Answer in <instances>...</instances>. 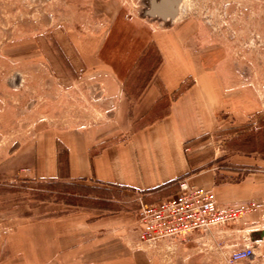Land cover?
Listing matches in <instances>:
<instances>
[{"label":"rangeland","instance_id":"1","mask_svg":"<svg viewBox=\"0 0 264 264\" xmlns=\"http://www.w3.org/2000/svg\"><path fill=\"white\" fill-rule=\"evenodd\" d=\"M148 8L149 0H0V259L21 218L52 211L53 203L136 216L142 204L158 200L33 171L36 143L48 132L105 121L108 108L89 86L100 79L91 67L101 69L102 39L136 55L134 37L148 27L179 36L200 66L252 102L243 123L222 124L217 144L219 179L254 175V202L244 205L254 206L223 226L132 250L143 264H264V0H180L166 21L145 15ZM160 62L154 45L137 58L127 81L132 99Z\"/></svg>","mask_w":264,"mask_h":264},{"label":"crops","instance_id":"2","mask_svg":"<svg viewBox=\"0 0 264 264\" xmlns=\"http://www.w3.org/2000/svg\"><path fill=\"white\" fill-rule=\"evenodd\" d=\"M134 40L136 55L123 54L120 45L111 48L109 36L102 39L101 69L91 67L100 79L89 86L108 108L106 119L39 139L36 176L131 189L158 200L174 195L185 181L212 191L220 207L254 202V175L238 182L219 179L223 156L217 144L222 124L243 123L252 102L200 66L179 36L146 27ZM150 45L161 62L132 99L127 81ZM137 235L132 212L53 203L52 211L21 218L0 264H143L142 253L132 250Z\"/></svg>","mask_w":264,"mask_h":264},{"label":"built area","instance_id":"3","mask_svg":"<svg viewBox=\"0 0 264 264\" xmlns=\"http://www.w3.org/2000/svg\"><path fill=\"white\" fill-rule=\"evenodd\" d=\"M253 206L220 207L212 191L182 181L171 197L140 206L136 213L135 247L149 250L166 241L223 226L253 210Z\"/></svg>","mask_w":264,"mask_h":264},{"label":"water","instance_id":"4","mask_svg":"<svg viewBox=\"0 0 264 264\" xmlns=\"http://www.w3.org/2000/svg\"><path fill=\"white\" fill-rule=\"evenodd\" d=\"M179 2L180 0H149V8L144 14L160 21L173 20L177 15Z\"/></svg>","mask_w":264,"mask_h":264},{"label":"trees","instance_id":"5","mask_svg":"<svg viewBox=\"0 0 264 264\" xmlns=\"http://www.w3.org/2000/svg\"><path fill=\"white\" fill-rule=\"evenodd\" d=\"M69 187H72V186H69ZM66 192H68V191H66Z\"/></svg>","mask_w":264,"mask_h":264},{"label":"bare ground","instance_id":"6","mask_svg":"<svg viewBox=\"0 0 264 264\" xmlns=\"http://www.w3.org/2000/svg\"><path fill=\"white\" fill-rule=\"evenodd\" d=\"M176 19H178V17Z\"/></svg>","mask_w":264,"mask_h":264}]
</instances>
